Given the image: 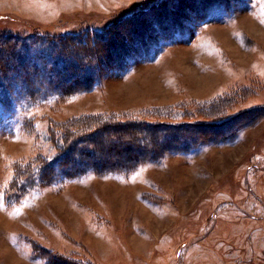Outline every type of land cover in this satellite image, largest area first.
I'll list each match as a JSON object with an SVG mask.
<instances>
[{"label": "rangeland", "instance_id": "rangeland-1", "mask_svg": "<svg viewBox=\"0 0 264 264\" xmlns=\"http://www.w3.org/2000/svg\"><path fill=\"white\" fill-rule=\"evenodd\" d=\"M178 1L0 0V35L76 36L86 51L123 57L63 99L0 94V264H264V0H186L181 11ZM164 9L163 26L174 15L179 28L138 36L137 52L114 46L136 41L142 15L156 28ZM98 117L107 126L100 140L88 131L85 171L31 186L30 165L59 154L51 129ZM156 124L164 136L174 124L210 129L188 152L160 144L149 159L139 129Z\"/></svg>", "mask_w": 264, "mask_h": 264}, {"label": "trees", "instance_id": "trees-1", "mask_svg": "<svg viewBox=\"0 0 264 264\" xmlns=\"http://www.w3.org/2000/svg\"><path fill=\"white\" fill-rule=\"evenodd\" d=\"M214 1L215 0H198L196 2V0H193L192 3L196 2L195 6H198L199 4H208L206 7L210 8L213 4L212 2ZM216 1L221 4H223L222 2H224V0ZM173 4L178 8V11H181L186 4V0H182V2H174ZM166 12L167 10L164 9L162 11H157V15L155 17L151 16L150 20H154L155 25L158 26H156V28H149V25L147 24L146 28L143 29L144 25L142 20L143 16L145 17V15H142L141 19H138L137 24L133 23L139 16L135 19L130 18L129 20H134L132 24L136 28V31L132 33L133 37H137L136 41H133V44H131L132 41H125V39H128V37H126L124 39L122 38V41L119 40L118 42H116L114 46L119 50H123V53L129 54V50H125L126 47H129L132 50L134 49L137 52L139 46L143 45L141 41L142 38L139 37H148L149 33H152L153 36L158 37L163 34L166 35V32H168V30H171L172 32L173 30L179 28L178 24H180V21L179 19L175 18L174 15L169 17L165 22L167 23L166 26H163L164 21L162 17L166 15ZM150 29L152 30L149 32ZM117 30L118 28H114L115 32H117ZM99 34L98 36L101 37L98 40L99 42L108 40L107 35L103 36ZM112 37H114V35H112ZM79 42L80 40L79 38L77 39L76 36L40 37L32 35L26 36L24 38H19L10 35H0V77H3L4 80V82H0V94L3 96V98L8 100V93L9 91H12V93L14 92L18 96V98L30 102L46 101L48 98L63 99L67 96H71L72 94H76L82 89H86L90 84L92 86L97 81L96 78H100L99 75L102 72L108 70L109 63H119V61H121L123 58L119 54H110V56H107L104 53L105 51L103 52V54H100L97 51H86L85 49H82ZM80 43L83 44V42ZM93 44L95 45V47L98 45L95 42ZM89 45L90 47H92L91 43ZM95 49L96 48H94V50ZM83 60H86L89 63H84ZM91 61L92 64H90ZM76 65H79L76 72L68 71V68L70 66ZM4 83L6 87L4 86ZM74 85H77L76 90L75 88H72V86ZM108 118H113V116H108ZM231 120L236 121V119ZM106 122L107 121H104L102 118L100 119V117H98V121L96 123H94L93 125H85L86 127H83V125H77L76 123L68 124L69 122L64 123V125H68L59 127L60 129L51 127L52 131L50 132L49 138L51 141H54V146L59 153L58 156H56L52 160L40 159L38 162L30 165L29 172L26 173L24 177H26V179L30 180L31 182L33 181V184L31 185L33 186L38 182L41 183L47 177H50V179H54L56 177V173L69 175L68 169L72 167L75 168L74 170H77L79 172L85 171L83 169L86 168L84 166L88 164V161L83 162L80 158L84 156L86 157V152L91 154L89 155L90 157L94 154L93 151L88 152L89 150L83 148V146L85 145L84 143L86 142V138L91 133L88 131H91L92 129V131H96L95 138L100 140L99 133L106 130ZM131 122H133L131 124L137 125V127H139L136 120ZM195 125L200 128L196 126H188L185 124H174V127H169L173 128V130L171 131V133H168L167 136H164V130H167V127L165 125H147V128L139 129L143 130L145 134H149L147 137H149L150 148L147 146L148 149L145 152V156H147L149 159L156 158L157 155L155 151L157 145L160 144L163 147L167 146L168 151L166 152L169 153L175 151L188 152L192 150V148L195 146L194 143H200V140H203L205 138H199L200 136H198L202 134L201 129H210L209 126L202 127L203 125ZM223 126L224 122L217 126L218 130H221ZM113 127L114 126H112V128ZM188 128H193L192 132H186L188 133V135H186L184 139L177 141L180 130H187ZM159 133L161 141L158 139ZM171 137L175 140L173 145H166ZM144 140L145 137H141L140 143L143 144ZM162 140H164V142H162ZM62 144L69 145L68 147L71 148L67 150L68 147L66 149V147L64 148L65 145ZM72 146L75 147L73 148ZM127 147L128 146H125V148ZM133 150L134 151L130 152L137 156L141 155L143 151H145L141 150V148H139L138 146H135ZM69 155H72L74 157V160H72V162H70L71 160L69 158ZM96 161L97 160L93 162L95 164H100L98 163L99 161ZM55 166L58 167L53 169ZM51 263H53L52 259ZM59 263L66 264L62 263L61 261Z\"/></svg>", "mask_w": 264, "mask_h": 264}, {"label": "bare ground", "instance_id": "bare-ground-1", "mask_svg": "<svg viewBox=\"0 0 264 264\" xmlns=\"http://www.w3.org/2000/svg\"><path fill=\"white\" fill-rule=\"evenodd\" d=\"M160 7V6H159ZM129 19H125L124 21H128ZM123 22H120V23H116L115 24V26H114V28H118L121 24H122ZM121 27V26H120ZM106 34H107V37L108 38H110L111 37V35L109 34V33H105V36H106ZM78 66L79 65H76V66H70L69 68H68V71H70V72H76L77 70H78ZM230 124H233V120H228V121H226V122H224V126H223V128L225 127V125L227 126V125H230ZM230 127V126H229ZM223 128L221 129V130H223Z\"/></svg>", "mask_w": 264, "mask_h": 264}]
</instances>
